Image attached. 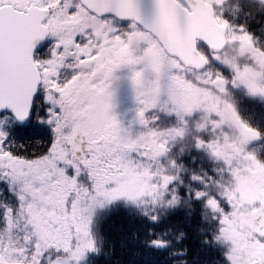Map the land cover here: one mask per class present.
<instances>
[{
    "label": "snow or ice",
    "instance_id": "obj_1",
    "mask_svg": "<svg viewBox=\"0 0 264 264\" xmlns=\"http://www.w3.org/2000/svg\"><path fill=\"white\" fill-rule=\"evenodd\" d=\"M177 2L182 7L177 9L173 29L168 5ZM154 8L147 21L140 0H0V184L4 186L0 200L11 196L16 201V207L0 203V232L14 233L16 217L23 213L25 240L36 248L40 264H73L60 258L71 251L67 241L75 226L69 224L65 234L64 222L50 213L66 214L81 182L101 192L112 181L116 187L101 197L107 202L127 198L140 203L149 196L156 202V192L148 190L154 187L151 178L143 175L133 152L158 156L167 138L182 132L134 138L112 111L115 72L125 66L132 68L131 80L141 105L138 120L144 126L151 110L180 115L175 96L180 73L195 77L221 59L227 40L219 33H226L230 25L217 15L215 7L201 14L197 0H154ZM194 15H202L216 27L217 34L196 31ZM123 20L129 21L127 28L121 26ZM239 31L241 40L253 42L243 27ZM48 36L55 37L56 43L41 51L38 42ZM66 70L71 76L65 75ZM165 95L167 99L162 100ZM45 127L52 129V136L47 144L39 145L42 151L36 157L17 152V134L43 141L39 137ZM262 153L258 155L264 160ZM117 158L127 167H113ZM205 179L193 176L191 181L204 185ZM235 179L240 181V177ZM61 184L66 196L60 192ZM180 184L184 181L164 177L166 188L179 190ZM70 185L76 188L69 190ZM244 192L242 184L235 196L212 192L207 203L227 213L236 208ZM205 196L202 190L195 192L196 200ZM188 198H192L190 188ZM158 218L151 216L154 221ZM58 228L61 236L53 242ZM257 231L264 238V223ZM152 243L163 247L167 242ZM258 247L261 253L255 264H264V242ZM89 251H98L94 242L75 253L76 260L84 259ZM5 256L8 261L0 258V264H19L20 260L28 264L27 250H7L0 240V257Z\"/></svg>",
    "mask_w": 264,
    "mask_h": 264
},
{
    "label": "rangeland",
    "instance_id": "obj_2",
    "mask_svg": "<svg viewBox=\"0 0 264 264\" xmlns=\"http://www.w3.org/2000/svg\"><path fill=\"white\" fill-rule=\"evenodd\" d=\"M207 1L220 10L217 12L218 16L221 17V12H224L227 15L226 19L236 20L230 24L228 29L229 45L226 51L220 54V61L212 64L202 74L198 75L195 86L176 81L175 96L180 102L176 110L179 111L180 115L155 109L146 114L145 118L148 120V124L142 126L139 123L132 126L131 117L138 112L141 105L136 98V90L130 76H124V73H115L114 82L112 81V90L119 85H124L125 89L124 94L118 98L116 104H113L112 111L121 125L130 130L134 138H137L139 133V135L145 133L143 137H151L153 134L160 136L170 130L182 132L180 136L168 137L164 151L158 156L149 158L145 155L142 157L137 155L135 151L133 152L137 165L143 169V175L151 178V184L154 187L148 190L150 192L155 191L157 194L156 202H153L151 196L146 197L147 209H150L151 213H155V210L160 206H172L174 203L172 195L164 185V177H171V175L161 161L162 156L171 145L183 138L184 134L190 133V128L194 123L197 122L196 132H206L203 134L204 136L207 135L209 129L210 141L204 142L205 139H198V144L204 151L211 153L215 162L222 165L225 172L229 174L228 179L223 177L224 180H219V183L215 185V193H218L219 196H235L240 184L244 186L245 192L236 201V208L227 213L218 211L209 204L208 206L218 219L220 236L224 242L228 243L230 264H255V260L260 258L261 253L258 244L264 242V238L260 237L257 231L261 223H264V203H261L264 201V165L254 152L247 150L249 144L255 142L257 136L249 131V128L240 120L232 98L233 91L241 90L246 91L247 95L264 99V94L254 91L247 84L242 83L240 79H236L238 72L243 71L246 67L257 72L261 70L258 56L262 51L256 47L254 42L239 38L243 33L239 31L242 26L238 22V13H240L238 6L226 4L228 8L226 12V9L222 7V4L226 2L225 0L221 4H217L216 0ZM243 19L245 18L243 17ZM246 44L251 46L255 54L253 51H241ZM130 75L132 76V74ZM218 76L227 83L217 82ZM257 84H264V80L258 78ZM166 99V95L162 97V100ZM229 105L231 110L224 112L225 107ZM153 119H155L154 122ZM145 129L146 131H142ZM49 130L52 129L49 128ZM214 134L219 138L212 140ZM117 165H120L119 158L116 159L113 167ZM120 166L127 167L126 164ZM133 171L135 170L133 169ZM236 177H240L239 182L235 179ZM2 186L0 184V190ZM115 187L116 185L109 181L103 186L101 192H94L93 187L85 183L84 199L80 203L67 206L68 211L64 215L50 213V215H57L58 219L64 222L65 234H67L69 224L75 226L76 229L70 234L67 241V246L71 249L69 255L60 259L71 260L73 264L85 263L88 255L92 252L89 251L86 257L80 261L76 260L75 253L84 249L85 245L90 242H94L95 247L97 246L92 231L96 208L121 200H125L127 203H136L127 198H119L112 202H107L106 199L101 198ZM142 202L145 203V201ZM60 206L64 207L65 205L63 203ZM21 215V218L16 217V231L12 234L8 230L0 232V240H3L7 250H27L28 264H33L36 261L37 250L33 245L26 243L27 225L24 214L21 213ZM60 236L61 229L58 228L53 237V242ZM0 258L8 261L7 256ZM19 264H24V261L20 260ZM36 264H40V262L36 261Z\"/></svg>",
    "mask_w": 264,
    "mask_h": 264
},
{
    "label": "trees",
    "instance_id": "obj_3",
    "mask_svg": "<svg viewBox=\"0 0 264 264\" xmlns=\"http://www.w3.org/2000/svg\"><path fill=\"white\" fill-rule=\"evenodd\" d=\"M229 2L239 7L241 16L238 15V22L248 24L244 29L253 36L256 47L264 52V13L258 16L259 8L253 0ZM235 20H230V23ZM232 102L242 123L249 129H255V135L259 133L247 150L254 152L264 165V160L258 155L264 151V99L236 90L233 91ZM196 129L197 122L190 128V133L184 134L162 156L161 161L171 178L184 181L178 185L179 190L168 188L172 198L175 197L172 206L163 205L151 213L146 202L121 200L96 208L92 231L98 251L90 253L84 264H230L228 243L220 236L218 219L207 203L208 198H212V191L215 192V185L219 180L228 179L229 174L215 162L211 153L198 144V139L210 141L209 129L206 136L203 135L206 132L199 133ZM42 133H46V128ZM215 134L212 140L219 138ZM23 138L29 149H34L32 137ZM15 143L18 146V142ZM193 176L206 178L204 185L191 181ZM189 188L191 199L188 198ZM198 190L206 193L204 199H195ZM154 215L159 217L155 221L151 219ZM205 219L210 222H205ZM153 240L167 243L158 247L152 243Z\"/></svg>",
    "mask_w": 264,
    "mask_h": 264
},
{
    "label": "flooded vegetation",
    "instance_id": "obj_4",
    "mask_svg": "<svg viewBox=\"0 0 264 264\" xmlns=\"http://www.w3.org/2000/svg\"><path fill=\"white\" fill-rule=\"evenodd\" d=\"M204 1L206 3H209V5H211L212 7H214L207 0H204ZM225 1L226 2H224V4H222V7H224L226 9V12H227L228 8H227L226 4H230V2H229V0H225ZM242 1H244V0H242ZM177 3L180 4L179 2H177ZM253 3L255 4V6H258V8H259V10L257 12L258 13V16H262L263 13H264V0H253ZM215 11L217 13L220 10L215 7ZM226 16L227 15L224 14V12L223 13L221 12V17L223 19H226ZM229 19L230 18H227V20L229 21V25H230L231 23H230V20ZM128 24H129V21H124V20L121 21V26L122 27L127 28ZM239 24L242 27H245L246 25H248V24L243 23V22L242 23H239ZM229 27H228V29H229ZM227 38H228V33H227ZM55 43H56V38L55 37H52V36H48V37H46L44 39V41L38 47H39V49L41 51H47V50L51 49L54 46ZM115 73H117V74L124 73L123 74L124 76H127V77L130 76V78H131V75L130 74H132V68L131 67H128V66H125V67H122V68L118 69ZM65 75L66 76H71V71L70 70H66ZM114 76H115V74H114ZM197 76L191 77V76H186L184 73H180L178 75L177 80L179 82L190 83L193 86H195L196 81H197V79H196ZM113 82H114V79H113ZM124 90H125L124 89V85H119V86L116 87V89L113 90V93H114V95H113V101H112L113 104H116V102L118 101V98L124 94ZM137 115H138V112H136L135 114H133V116L131 117V121H132L131 124H132V126L139 124V120H135L134 119V117L137 116ZM154 120L155 119H153V122H154ZM45 128H46V133H42L41 136L39 137V138L43 139V141H41V140H35L34 141V146H35L34 149H29V147L25 144L23 135H19V137L17 138V139H19V141H17L18 142L17 152L21 153L22 156L28 157L30 159L36 157L37 154L42 151V149L39 147V145L40 144H47V141L50 140L51 139V136H52V130L50 132L48 127H45ZM142 131H146V129L145 130H142ZM139 134H137L138 137H140V136L143 137L145 133L142 134V135H139ZM32 141H33V137H32ZM168 151L169 150H167L166 152H168ZM3 187L4 186H2V189H3ZM73 188H76V186L75 185H70L69 186V190H71ZM84 189H85V183L81 182L80 185H79V187L76 188V191L73 192L72 197H71V200H70V202L68 203L67 206L80 203L84 199V195H83L84 194ZM37 191H39V190H37ZM60 192H63L65 196L67 195V193L64 192L63 184H61ZM48 199H51V197H49ZM0 203H7L11 207H14V206L16 207V205H15L16 201L11 196H7L4 199L0 200ZM63 203H64L63 200H61L60 201V205L63 204ZM0 215H2V209H0ZM18 216H19V218H21L22 217L21 213L18 214Z\"/></svg>",
    "mask_w": 264,
    "mask_h": 264
},
{
    "label": "water",
    "instance_id": "obj_5",
    "mask_svg": "<svg viewBox=\"0 0 264 264\" xmlns=\"http://www.w3.org/2000/svg\"><path fill=\"white\" fill-rule=\"evenodd\" d=\"M140 4L142 7V13H143L145 20L151 21L153 15H154V11H155L154 0H140ZM180 7H182V6L178 3L168 5L169 16H170L171 25H172L173 29H175L176 25H177V16H178L177 9H179ZM212 8L213 7H211L204 0H197V9L201 14L210 11ZM193 19H194L193 27L196 31L209 32V33L214 34V35L217 34L216 27L214 25L209 24L205 19H203L202 15L201 16H195L194 15ZM124 21H128V20H124ZM226 34H227V31H226V33H219V35L221 36L222 39L226 38V40H227ZM43 41L38 42V46ZM227 45H228V41H227ZM227 45H226V47L223 48V51L227 48ZM205 47H206V45H205ZM188 55L190 56L191 53L189 52ZM134 119L138 120V115L135 116Z\"/></svg>",
    "mask_w": 264,
    "mask_h": 264
},
{
    "label": "clouds",
    "instance_id": "obj_6",
    "mask_svg": "<svg viewBox=\"0 0 264 264\" xmlns=\"http://www.w3.org/2000/svg\"><path fill=\"white\" fill-rule=\"evenodd\" d=\"M241 51H253L255 54V51L247 44L242 47ZM258 59L261 66L259 72L252 70L250 67H246L243 71L238 72L236 79H240L242 83L247 84L254 91L264 94V84H257L258 78L264 80V52L259 53ZM217 78L220 79L221 83L224 82L222 77L218 76ZM230 110L231 106L229 105L225 107L224 112H229ZM249 131L254 132L255 129H249Z\"/></svg>",
    "mask_w": 264,
    "mask_h": 264
}]
</instances>
